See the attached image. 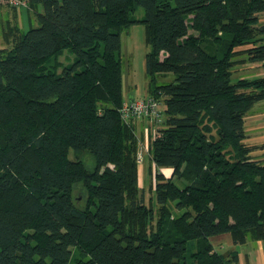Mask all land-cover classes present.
<instances>
[{"label": "trees", "instance_id": "16d2710c", "mask_svg": "<svg viewBox=\"0 0 264 264\" xmlns=\"http://www.w3.org/2000/svg\"><path fill=\"white\" fill-rule=\"evenodd\" d=\"M26 7L37 26L12 29L0 48V264H236L237 249H217L214 236L264 240V157L244 142L264 76L235 75L264 62V0ZM136 22L147 93L162 103L160 121L141 117L150 176L154 165L147 201L136 118L119 112L120 34Z\"/></svg>", "mask_w": 264, "mask_h": 264}, {"label": "rangeland", "instance_id": "374dc122", "mask_svg": "<svg viewBox=\"0 0 264 264\" xmlns=\"http://www.w3.org/2000/svg\"><path fill=\"white\" fill-rule=\"evenodd\" d=\"M39 9V8H38ZM16 11V12H15ZM12 10L8 5L0 2V48L11 47L12 35L8 34L13 29V32L20 33L26 31L30 26H37V21L34 18V13L27 7H22L20 9ZM143 16L142 7H138L134 12V18L139 19ZM17 27V28H16ZM189 32H193L189 29ZM195 33V32H194ZM8 37L6 39V35ZM196 34V33H195ZM121 44L119 50V56L122 61V73H123V94L125 99L147 96V82L148 78L145 74V54L148 51L149 47L146 45L144 40V27L141 23L136 22L132 24L128 29L121 31ZM67 53H64L59 59L63 64L69 63L72 60V56L69 55V59L66 61L64 57ZM60 70V69H59ZM168 76L161 78L160 80H169ZM161 98V102H162ZM162 108V103H161ZM142 119L141 117L136 118L135 120ZM132 121V120H131ZM130 121V122H131ZM134 121V120H133ZM148 121V120H146ZM142 122V121H141ZM149 122V121H148ZM147 123H141L143 127H148ZM129 124V123H128ZM139 124V122H138ZM136 126V124H134ZM138 126V125H137ZM148 130V128H146ZM137 136V145H138V157L137 161L140 163V179L139 186L143 188L146 201L151 195L149 191L150 181H153V172L154 165L152 164V176L148 174V156L146 154L147 146L141 144L142 133L138 128H135ZM145 130L148 134V131ZM153 133V131L151 132ZM148 138V135H147ZM144 142V141H143ZM79 157H82L84 154H78ZM74 156L73 153H70V157ZM89 164L90 159H89ZM165 168V167H163ZM162 169V168H161ZM160 171L164 174L165 177H169V170L162 169ZM171 175V174H170ZM74 197H76L75 203L79 207H83L86 204V198L82 195L79 190L74 191ZM251 242V241H250ZM227 251V250H226Z\"/></svg>", "mask_w": 264, "mask_h": 264}, {"label": "crops", "instance_id": "0c3cea01", "mask_svg": "<svg viewBox=\"0 0 264 264\" xmlns=\"http://www.w3.org/2000/svg\"><path fill=\"white\" fill-rule=\"evenodd\" d=\"M258 20L259 23L264 24V12L258 14ZM235 75L246 77L264 76V62L243 64L237 70ZM135 121V128H138V131L140 130L142 133L141 144L145 145L148 135L145 130L147 129L144 125L143 127L140 126L142 125L141 123H145V121L143 119ZM244 130V142L255 147L252 150V154L256 157H264V99L255 103L246 113L244 117ZM145 146H147V142ZM162 169L169 170L168 172L170 176L172 171L171 168L165 167ZM212 243L217 249H221L224 252L231 248H236L238 251L236 264H264V240H249L245 244L234 246L229 235L221 234L214 236L212 238Z\"/></svg>", "mask_w": 264, "mask_h": 264}, {"label": "built area", "instance_id": "2783aa9c", "mask_svg": "<svg viewBox=\"0 0 264 264\" xmlns=\"http://www.w3.org/2000/svg\"><path fill=\"white\" fill-rule=\"evenodd\" d=\"M0 2L17 9L27 5V0H0ZM119 112L125 122L139 117H148L150 121H160V101L149 95L124 99Z\"/></svg>", "mask_w": 264, "mask_h": 264}]
</instances>
